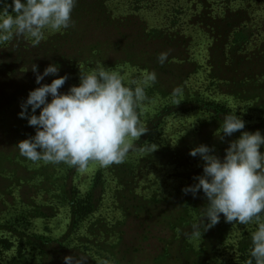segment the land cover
<instances>
[{"label": "rangeland", "instance_id": "rangeland-1", "mask_svg": "<svg viewBox=\"0 0 264 264\" xmlns=\"http://www.w3.org/2000/svg\"><path fill=\"white\" fill-rule=\"evenodd\" d=\"M173 4L183 7L176 24ZM139 10L95 28L81 16L70 29L46 33L60 37L63 60L54 61V50L41 57L42 49L23 37L0 49V264H64L66 256L81 264L250 259L243 241L258 223L230 224L221 215L213 228L190 237L207 200L202 191L193 198L182 189L203 175L204 162L189 155L192 149L214 147L223 159L241 135L221 139L226 116H240L241 131L264 135V0H151ZM161 53H168L163 64ZM33 64L41 74L49 64L60 69L42 84L68 75L61 93L99 64L125 83L144 85L138 112L147 132L132 141L123 163H90L80 172L20 155L18 143L35 135L18 116L40 86Z\"/></svg>", "mask_w": 264, "mask_h": 264}, {"label": "clouds", "instance_id": "clouds-1", "mask_svg": "<svg viewBox=\"0 0 264 264\" xmlns=\"http://www.w3.org/2000/svg\"><path fill=\"white\" fill-rule=\"evenodd\" d=\"M76 4L77 0H11L10 4L0 0V44L23 37L33 46L39 45L46 33L74 26L72 12ZM167 57L168 53H161L158 61L163 64ZM31 70L40 86L29 92L18 116L35 128V135L19 142L17 148L21 156L33 163H64L80 172H86L90 163L109 168L123 163L132 141L147 132L138 112L146 99L145 87L137 80L125 83L119 72L99 64L87 74H80L78 86L61 93L59 90L69 78L67 74L50 84L41 83L46 77L58 75L57 65L49 64L42 74L35 64ZM148 79L155 80V76ZM243 129L245 121L240 116L224 118L221 139L237 132L241 135L229 142L223 159L212 154L214 147L207 145L189 152L204 162L203 175L195 177L198 182L182 192L196 198L202 191L207 200L206 210L200 221L192 225L190 237L199 236L201 229L204 233L213 228L221 215L230 224L256 222L258 227L251 235L246 264H264V135L259 130ZM63 261L81 264L74 256H66Z\"/></svg>", "mask_w": 264, "mask_h": 264}, {"label": "trees", "instance_id": "trees-1", "mask_svg": "<svg viewBox=\"0 0 264 264\" xmlns=\"http://www.w3.org/2000/svg\"><path fill=\"white\" fill-rule=\"evenodd\" d=\"M118 2V3H116ZM150 3L151 0H77V4L73 9L72 12V20L77 19L81 16H86V18L91 21V24H95L94 28L97 26H101L102 20L105 23L107 21L111 20L112 17H127V19L130 17V15H135L136 12L140 11V8H143V6L147 5V3ZM8 3H11V0H8ZM177 5L172 6L173 9V17L171 18V22L173 24H176L175 20L177 17V12L179 9L182 11L183 7H176ZM9 12L11 14V9H9ZM179 20V19H178ZM75 26V25H74ZM73 27V26H72ZM69 27L68 29H70ZM60 37L59 36H51L46 37L45 40H43L39 45H36L33 48L42 49L41 51V57L46 56L48 53L54 50V61L55 60H63L62 55H64V50H61L58 48ZM9 47V42L4 43ZM4 44H0V49L4 46ZM52 49V50H50ZM91 207V206H90ZM76 212L79 211V209H75ZM247 240V243H246ZM246 245L243 247V252L250 256V250H251V235H248L244 241L243 244Z\"/></svg>", "mask_w": 264, "mask_h": 264}]
</instances>
